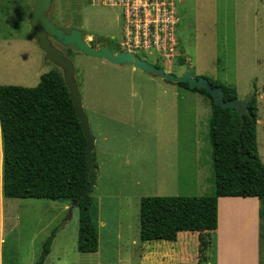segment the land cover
Here are the masks:
<instances>
[{"label": "rangeland", "instance_id": "374dc122", "mask_svg": "<svg viewBox=\"0 0 264 264\" xmlns=\"http://www.w3.org/2000/svg\"><path fill=\"white\" fill-rule=\"evenodd\" d=\"M33 3L34 0H0V86L35 88L40 76L55 68L44 63V54L34 42L28 23ZM181 12L176 35L186 61L182 50L171 66L157 58L141 59L175 76L192 71L195 78L235 87L240 100L255 95L257 154L264 164V0H184ZM49 18L65 31H83L92 47L105 45L118 51L123 26L119 9L97 5L93 0H54ZM57 48L75 69L83 111L95 139L94 159L101 152L116 151L122 164L128 162L124 171L129 172L128 178L121 179L119 175L117 180H108L95 175L93 194L117 195L124 191L129 208L121 213H103L107 228L98 229V252L81 254L77 251L79 211L71 209L70 201L5 200L1 264H35L54 231L56 237L45 264H160V255L170 243L140 242V200L213 193L209 109L202 101L207 97L136 69L129 74L106 60ZM145 128L153 131L154 137L139 132H145ZM153 160L158 162V169L165 171L154 180L148 175L151 165H147ZM118 200L125 206L124 199ZM260 209L264 214L258 201V214ZM261 225L264 264V219ZM184 236L188 237L190 259L184 264H196L198 235ZM215 238L212 233L206 252L211 260ZM242 245L238 248L241 252Z\"/></svg>", "mask_w": 264, "mask_h": 264}, {"label": "trees", "instance_id": "16d2710c", "mask_svg": "<svg viewBox=\"0 0 264 264\" xmlns=\"http://www.w3.org/2000/svg\"><path fill=\"white\" fill-rule=\"evenodd\" d=\"M205 79L223 91L225 101L238 98L236 88ZM173 85L210 101L214 192L204 197L142 198L139 240L174 243L180 233H196L197 258L203 263L211 245L210 235L217 230L219 198H256L264 207V164L257 154V99L255 95L250 98L241 120L236 109L215 105L203 89ZM0 130L4 200L73 203L78 198L88 184L86 139L58 69L41 75L35 88L0 86ZM92 160L97 169L94 153ZM91 193L77 206V251L81 254L97 253L99 247L98 208ZM258 217L262 222L261 209ZM56 233L47 238L35 264H45Z\"/></svg>", "mask_w": 264, "mask_h": 264}, {"label": "crops", "instance_id": "0c3cea01", "mask_svg": "<svg viewBox=\"0 0 264 264\" xmlns=\"http://www.w3.org/2000/svg\"><path fill=\"white\" fill-rule=\"evenodd\" d=\"M182 52L184 56L183 60L186 61L183 49ZM217 67L220 66L218 65ZM116 69L123 72H127L129 74L135 73L136 71L134 68L129 66H122ZM129 82H131V80H129ZM198 95L200 96V94ZM202 98H203L202 101L204 103L207 102V106L209 109V125H210V119H211L210 101L207 98L204 97ZM139 132L146 133L148 136H150L151 134V136L154 137V132L150 131L149 128H145V132L144 131H139ZM208 137H209V131H208ZM209 143H210V139H209ZM166 145L172 146V144L170 143ZM177 145L178 144H176V146ZM176 146L174 148H177ZM119 155L120 153H117L116 151L101 152L95 158V163L97 166V169H95V175L97 176L98 174L99 179L105 178L108 180H117L119 175L121 179L128 178L127 174L129 172H124L126 170L125 169L126 166H128L127 164L128 162L123 161L122 164ZM2 159H3L2 139H1V130H0V264H1V239L3 236L4 222H5V211H4L5 200L2 197ZM147 165L148 168L151 165V171L150 174L148 173V175L151 176L152 180L158 178L159 176H162V174L165 172L164 170L157 168L158 162L155 160L147 161ZM178 167L181 172L182 165L179 164ZM118 170L120 171V174L117 173ZM178 175L182 177V174L179 173ZM95 186H97V183L94 182V187H93L94 190H95ZM213 192H214V186H213ZM117 195L121 198V200L124 199L125 206L123 205L122 201L118 200L120 198H116ZM117 195L114 192L113 193L101 192V193L93 194V190H92L91 197L95 199L98 207V229L105 230L107 228V223L103 219L105 218L103 213L108 212L109 210L116 213H121L124 208L129 206L126 205L128 203V195L124 193V191H119ZM68 207L69 206H67V209ZM217 207H218L217 230L213 232V234L216 237L214 259L211 260L210 258L209 259L207 258L205 262L199 263L198 258L196 257L194 259V262H196V264H262V256H261L262 226H261V221L259 220L258 217V200L256 198H219L217 202ZM236 207H243L244 209L249 208L250 212L245 211L244 214H242L241 216L232 218L234 224L225 223L224 225V222L220 220L221 211L225 210L227 213V211L229 212L230 210ZM242 222L244 223L242 224ZM231 237H233V241ZM234 237H237L236 241H234ZM186 238L188 237L184 236V233H180L177 237V241L174 243H170V246L166 248V251L162 255H160L161 257L160 264L187 263L190 259L188 258L189 256L188 242ZM240 240H242V242L244 243V245H242L244 249L243 252H241L242 251L241 249L235 248L234 245H233L234 248L230 247L231 245H229L230 242L231 243L234 242L235 244L238 241L240 242ZM165 243H169V242H165ZM234 250H236L238 253H234ZM50 254L51 251L49 255Z\"/></svg>", "mask_w": 264, "mask_h": 264}, {"label": "water", "instance_id": "95a60500", "mask_svg": "<svg viewBox=\"0 0 264 264\" xmlns=\"http://www.w3.org/2000/svg\"><path fill=\"white\" fill-rule=\"evenodd\" d=\"M53 1L54 0H34L28 17V23L34 33V42L36 46L44 54V63L52 64L61 72L64 85L68 90L69 97L74 106L75 115L80 122L83 135L86 139V165L89 169L88 184L81 191L78 198L72 203L71 209L77 208L79 200L89 195L94 187L95 168L93 166L92 155L95 149V139L91 135L89 122L83 111L81 95L75 80V69L73 64L57 47L63 50H69L73 53L87 55L94 59L106 60L115 66H129L149 77L158 78L167 83L187 84L189 90L203 89L211 96L215 105H219L222 109H236L241 120L242 115L247 112L250 98L245 100L237 98L232 101H225L223 91L220 88L212 87L203 77H193L192 72H185L181 76H175L131 53H114L105 45H100L97 48L92 47L85 40V34L81 30L71 29L65 31L60 29L56 24L52 23L49 18Z\"/></svg>", "mask_w": 264, "mask_h": 264}, {"label": "built area", "instance_id": "2783aa9c", "mask_svg": "<svg viewBox=\"0 0 264 264\" xmlns=\"http://www.w3.org/2000/svg\"><path fill=\"white\" fill-rule=\"evenodd\" d=\"M93 3L122 13V38L118 51L112 50L114 53L157 58L168 66L180 57L182 49L176 32L183 17L184 0H93Z\"/></svg>", "mask_w": 264, "mask_h": 264}, {"label": "bare ground", "instance_id": "6f19581e", "mask_svg": "<svg viewBox=\"0 0 264 264\" xmlns=\"http://www.w3.org/2000/svg\"><path fill=\"white\" fill-rule=\"evenodd\" d=\"M244 210L246 211V212H249V210H247V209H244L243 207H236V208H234V209H232V210H230L229 212L227 211V213H226V211H221V216H220V220L222 221V222H224V225H225V223H228V224H234V222L232 221V217H237L236 216V214H238L239 216H241L243 213H244ZM231 218V219H230ZM227 221V222H226ZM245 222V221H244ZM244 222H242V224L244 223ZM235 224H237V223H235ZM230 226V225H229ZM232 238V241H233V237H231ZM237 240V237H234V241H236ZM237 243V244H236ZM235 244H234V242H230V244L229 245H231L230 247H232V248H240V244L241 243H243L242 242V240H240V242L238 241V242H236ZM233 245H234V247H233ZM234 252H236V250H234Z\"/></svg>", "mask_w": 264, "mask_h": 264}, {"label": "flooded vegetation", "instance_id": "af4514ba", "mask_svg": "<svg viewBox=\"0 0 264 264\" xmlns=\"http://www.w3.org/2000/svg\"><path fill=\"white\" fill-rule=\"evenodd\" d=\"M68 51V50H67ZM69 52V51H68Z\"/></svg>", "mask_w": 264, "mask_h": 264}]
</instances>
